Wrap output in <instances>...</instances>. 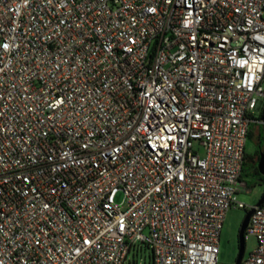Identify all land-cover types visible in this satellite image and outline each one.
<instances>
[{
    "label": "built area",
    "instance_id": "1",
    "mask_svg": "<svg viewBox=\"0 0 264 264\" xmlns=\"http://www.w3.org/2000/svg\"><path fill=\"white\" fill-rule=\"evenodd\" d=\"M263 102L264 0H0V264H217L231 208L264 264Z\"/></svg>",
    "mask_w": 264,
    "mask_h": 264
},
{
    "label": "rangeland",
    "instance_id": "2",
    "mask_svg": "<svg viewBox=\"0 0 264 264\" xmlns=\"http://www.w3.org/2000/svg\"><path fill=\"white\" fill-rule=\"evenodd\" d=\"M255 117H258V112H255ZM259 126V125H258ZM262 134V146L264 147V121L261 120V125L259 126ZM253 138L247 141L246 153L249 156H253L257 143L258 128L253 127L252 130ZM250 164L256 162V157L252 160L247 161ZM244 182L246 183V189H240L237 194V200L246 206H255L260 199L264 186L252 180L250 177H245ZM122 196L119 195L116 198V202L120 203ZM246 210L231 208L225 217L223 222V227L220 235L219 243V254L217 264H235V259L237 256V232L240 223L245 216ZM256 245L254 237L248 236L245 240V250L243 258L250 253ZM131 255L129 258L131 259ZM137 264H143L141 260Z\"/></svg>",
    "mask_w": 264,
    "mask_h": 264
},
{
    "label": "trees",
    "instance_id": "3",
    "mask_svg": "<svg viewBox=\"0 0 264 264\" xmlns=\"http://www.w3.org/2000/svg\"><path fill=\"white\" fill-rule=\"evenodd\" d=\"M253 119H255L257 121H261V120L264 121V102H263V104H262V106H261V108H260V110L258 112V117L253 118ZM255 126L256 125L253 124L250 127V131H249V134H248V140H250V139L253 138L252 130H253V127H255ZM261 152L264 153V147L262 146L261 129H260V127H258L257 143H256V148H255L254 155L253 156H249L246 153V149H245L246 162H245V164L243 165V168H242L241 179L244 180L245 177H250L255 182H257L260 185H263L264 186V176L260 175L258 173V170H257V163H258V159H259L258 153H261ZM253 157H256V162L254 164L248 163L247 161L248 160H252ZM137 248H138V251L136 250ZM131 251H133V255L134 256L138 252L139 253L141 252L142 253L141 254L142 255V258H143L144 255H146V258H152L151 250L149 249V247L146 244L137 245V246L133 247Z\"/></svg>",
    "mask_w": 264,
    "mask_h": 264
},
{
    "label": "water",
    "instance_id": "4",
    "mask_svg": "<svg viewBox=\"0 0 264 264\" xmlns=\"http://www.w3.org/2000/svg\"><path fill=\"white\" fill-rule=\"evenodd\" d=\"M257 170L258 173L262 176H264V153H259V159H258V163H257ZM264 201V191L262 193V196L260 197V199L258 200V202L256 203L255 206H260ZM252 209L246 211L245 216L241 222V225L239 227V230L237 232V241H238V254L236 257V261L235 264H241L242 263V259H243V255H244V250H245V240H244V232L247 228L248 225V221L249 218L252 214Z\"/></svg>",
    "mask_w": 264,
    "mask_h": 264
},
{
    "label": "crops",
    "instance_id": "5",
    "mask_svg": "<svg viewBox=\"0 0 264 264\" xmlns=\"http://www.w3.org/2000/svg\"><path fill=\"white\" fill-rule=\"evenodd\" d=\"M255 127H259V126H255ZM138 251V248L136 249ZM142 253L138 252L135 256L133 255V251H130L129 255L127 256L126 262L125 264H137L139 260H141L143 262V264H153L152 263V258H146V255L143 256L142 258ZM132 256L131 259L129 258V256ZM140 255V256H139Z\"/></svg>",
    "mask_w": 264,
    "mask_h": 264
},
{
    "label": "flooded vegetation",
    "instance_id": "6",
    "mask_svg": "<svg viewBox=\"0 0 264 264\" xmlns=\"http://www.w3.org/2000/svg\"><path fill=\"white\" fill-rule=\"evenodd\" d=\"M258 156H259V153H258ZM240 225H241V223H240ZM240 225H239V227H240ZM238 230H239V228H238ZM237 250H238V241H237ZM237 254H238V252H237ZM235 261H236V259H235Z\"/></svg>",
    "mask_w": 264,
    "mask_h": 264
}]
</instances>
